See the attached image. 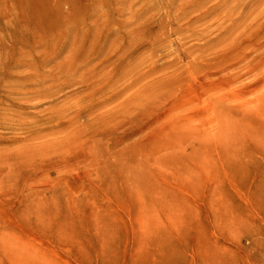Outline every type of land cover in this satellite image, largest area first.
<instances>
[{
    "label": "rangeland",
    "instance_id": "rangeland-1",
    "mask_svg": "<svg viewBox=\"0 0 264 264\" xmlns=\"http://www.w3.org/2000/svg\"><path fill=\"white\" fill-rule=\"evenodd\" d=\"M0 264H264V0H0Z\"/></svg>",
    "mask_w": 264,
    "mask_h": 264
}]
</instances>
